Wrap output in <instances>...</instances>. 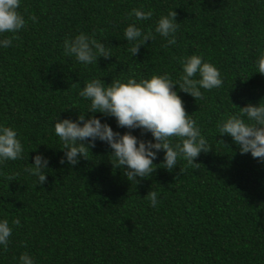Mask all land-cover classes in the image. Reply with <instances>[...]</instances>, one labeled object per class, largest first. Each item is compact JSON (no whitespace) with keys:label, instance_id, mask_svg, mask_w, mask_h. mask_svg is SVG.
I'll use <instances>...</instances> for the list:
<instances>
[{"label":"trees","instance_id":"obj_1","mask_svg":"<svg viewBox=\"0 0 264 264\" xmlns=\"http://www.w3.org/2000/svg\"><path fill=\"white\" fill-rule=\"evenodd\" d=\"M0 264H264V0H0Z\"/></svg>","mask_w":264,"mask_h":264}]
</instances>
